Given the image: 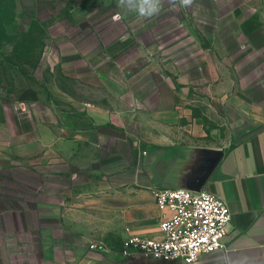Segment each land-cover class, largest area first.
I'll return each mask as SVG.
<instances>
[{
  "label": "crops",
  "instance_id": "0c3cea01",
  "mask_svg": "<svg viewBox=\"0 0 264 264\" xmlns=\"http://www.w3.org/2000/svg\"><path fill=\"white\" fill-rule=\"evenodd\" d=\"M190 9L176 22L190 36L135 40L130 67L110 83L98 72L106 93L79 102L84 119L64 110L57 130L12 131L0 111V264H215L224 251L194 263L122 254L130 235L163 236L157 186L225 199L227 251L264 258V0ZM16 146L37 152L27 163ZM75 147L94 153L75 164Z\"/></svg>",
  "mask_w": 264,
  "mask_h": 264
},
{
  "label": "rangeland",
  "instance_id": "374dc122",
  "mask_svg": "<svg viewBox=\"0 0 264 264\" xmlns=\"http://www.w3.org/2000/svg\"><path fill=\"white\" fill-rule=\"evenodd\" d=\"M0 1L6 9L0 18V111L12 131L57 130L64 110L84 119L79 102L105 96L95 87L100 71L102 82L110 83L119 67H130L135 40L170 46L176 36L191 35L190 27L176 23L182 17L191 23L190 7L169 0H163L160 14L151 19L124 11L117 0ZM81 149H71L75 164L84 158ZM11 150L27 163L37 152L30 148L21 156L17 146ZM83 151L94 153L91 147Z\"/></svg>",
  "mask_w": 264,
  "mask_h": 264
},
{
  "label": "built area",
  "instance_id": "2783aa9c",
  "mask_svg": "<svg viewBox=\"0 0 264 264\" xmlns=\"http://www.w3.org/2000/svg\"><path fill=\"white\" fill-rule=\"evenodd\" d=\"M156 203L170 213L160 221L161 238L130 235L122 254L157 260L196 262L203 254L227 251L232 213L225 199L207 191L183 187H155Z\"/></svg>",
  "mask_w": 264,
  "mask_h": 264
},
{
  "label": "clouds",
  "instance_id": "9594fccd",
  "mask_svg": "<svg viewBox=\"0 0 264 264\" xmlns=\"http://www.w3.org/2000/svg\"><path fill=\"white\" fill-rule=\"evenodd\" d=\"M162 2L163 0H117V6L141 19H151L160 14ZM169 3L180 8H188L192 6L193 0H169ZM215 264H264V258L250 250L237 254L224 251L216 257Z\"/></svg>",
  "mask_w": 264,
  "mask_h": 264
},
{
  "label": "trees",
  "instance_id": "16d2710c",
  "mask_svg": "<svg viewBox=\"0 0 264 264\" xmlns=\"http://www.w3.org/2000/svg\"><path fill=\"white\" fill-rule=\"evenodd\" d=\"M0 6H1V1H0ZM6 12V9L5 8H2V6L0 7V18H1V15L4 14ZM13 19V18H12ZM3 25L2 23H0V26ZM2 27V26H1ZM4 28V27H2Z\"/></svg>",
  "mask_w": 264,
  "mask_h": 264
},
{
  "label": "water",
  "instance_id": "95a60500",
  "mask_svg": "<svg viewBox=\"0 0 264 264\" xmlns=\"http://www.w3.org/2000/svg\"><path fill=\"white\" fill-rule=\"evenodd\" d=\"M221 153H222V152L217 151V154H218V155H221ZM179 187H183V188H187V189L192 190V189L189 188V187H184V186H179ZM173 188H177V187H173ZM193 191H195V190H193ZM198 191H200V190H198Z\"/></svg>",
  "mask_w": 264,
  "mask_h": 264
}]
</instances>
